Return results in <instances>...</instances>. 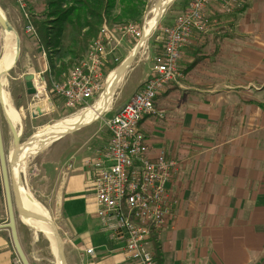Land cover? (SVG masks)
<instances>
[{
  "label": "crops",
  "instance_id": "crops-1",
  "mask_svg": "<svg viewBox=\"0 0 264 264\" xmlns=\"http://www.w3.org/2000/svg\"><path fill=\"white\" fill-rule=\"evenodd\" d=\"M5 6L0 0L2 22ZM40 8L27 0V18ZM204 16L207 33L192 35L175 65L180 79L153 99V116L136 127L147 157L161 152L173 166L165 189L175 208L146 251L157 264H264V0H242L229 16L213 2ZM21 37L17 54L42 86H51L42 53L31 37ZM119 48L123 58L126 48ZM106 138L101 123L89 125L50 145L31 166V193L55 221L62 264H131L119 245L104 240L94 219L89 183ZM12 259L0 230V264Z\"/></svg>",
  "mask_w": 264,
  "mask_h": 264
},
{
  "label": "built area",
  "instance_id": "built-area-1",
  "mask_svg": "<svg viewBox=\"0 0 264 264\" xmlns=\"http://www.w3.org/2000/svg\"><path fill=\"white\" fill-rule=\"evenodd\" d=\"M21 1L10 0L18 10H22ZM213 2L224 16L237 13L242 6V0H188L169 26L160 31L159 53L151 60L148 78L103 124L106 145L98 164L92 166L97 172L89 183L94 219L104 240L119 245L123 260L131 264H152L146 244L162 230L175 208L165 189L173 166L161 152L147 157L136 127L153 116V99L180 79L175 65L190 37L207 33L209 22L204 10ZM22 33L32 36L26 24ZM139 37L140 29L133 30L132 25L111 31L99 27L81 60L58 85L49 86L48 94L64 113L80 110L96 98L105 83L106 77L102 81L98 74L103 61L112 58L121 41L138 42ZM36 83L43 97L42 83ZM89 255L90 251L83 253Z\"/></svg>",
  "mask_w": 264,
  "mask_h": 264
},
{
  "label": "rangeland",
  "instance_id": "rangeland-1",
  "mask_svg": "<svg viewBox=\"0 0 264 264\" xmlns=\"http://www.w3.org/2000/svg\"><path fill=\"white\" fill-rule=\"evenodd\" d=\"M1 1L3 2V4L6 5L5 6L6 11L9 13L8 16H5L6 18L3 17L4 18L3 22L4 24L10 25L9 31L14 36L15 40H18V44L22 48L24 44L22 45L20 43L22 40L25 41V39L21 37L23 35L21 28L24 27V25L26 24L25 19L29 17V15H27L26 12L27 0L21 1L22 10H18L17 7L10 2V0H1ZM155 1L156 0H146L145 13L138 27L132 25L133 30L138 31L140 29L143 21L147 19L146 17L147 11L154 5ZM186 1L187 0H173L171 4L162 11V13L157 19V22L152 32L144 39L141 48L138 49V51L134 54L129 65L124 69V71L120 75L121 76L120 82L117 85V87L113 90L104 113L101 114L91 124L93 127H99V123H101V128L103 129L104 122L107 121L110 118V116L114 114L113 113L111 115L112 111L114 110V107H116V105L120 103V101L124 98V96L127 93L131 91H132L131 93L135 92L137 88L136 89L134 88L137 87V85H140V82L143 81V79H145L144 77L148 74L150 69L151 60L154 57H156L159 52V47L161 43L160 31L163 28H165L166 25L169 24L176 15H178V13L181 11V8ZM34 2L36 5L41 6L40 11L37 12L35 18L37 19L44 14V8H43L44 0H34ZM111 30H107V31H111ZM30 39L31 41H33V36H31ZM136 43H137L136 41L131 42L130 40L127 39L119 43L118 47L125 46L126 53L125 55H123V58L118 57L117 55L118 50H117L113 53L111 59L105 60V64L100 65L98 69V74L102 79V81L104 80V78L108 73L114 71L120 65L121 62H123L128 56L131 55L132 53L131 50L133 49ZM60 47L62 49L65 46L59 43L54 47L55 51H57L56 55H53L51 53L52 50H49L47 57L43 53L42 55H43L44 63L48 64V62H46L48 58L49 65L52 68H55L56 65L59 64V62L57 61V57L60 56L62 53V50L59 49ZM0 50H1V42H0ZM37 56H39L38 53ZM64 61L65 60H61L60 62L64 63ZM30 62L32 61H29V66H31ZM68 69L66 70V72L68 71ZM27 70L29 71V68L26 64V60L24 59V57L21 56V54L19 53L17 54V48H16V57L12 68L9 69V71L6 72L4 76L1 78L0 92L7 101L9 109L16 115V119H17L16 123L11 124L9 126L11 132H13L14 135L19 134L16 143L17 146L22 145L29 138V136L39 128L49 125L52 122L58 121L62 118L68 117L72 114H75L80 110L88 108L95 99L93 98L80 110L74 111L71 114H67L61 110L59 102L51 98L50 95L48 94L49 86H47L46 90H44V85L42 86L43 97L40 96L39 98L34 100L24 97L20 80L24 75H26ZM64 76L62 77L61 81L63 80ZM36 80L38 82L44 83V81L43 80L41 81V79L37 75L33 74V82L35 84H37ZM50 84L53 85L52 82H50ZM37 104H41V105L47 104L49 107V112L44 113V118L31 120L29 119V115L33 116L32 111L37 112L36 109H33V107L36 106ZM0 148L3 159H5L6 154L10 149V143L8 141L6 127L3 123L1 113H0ZM48 148L49 147L45 148L43 151L46 152ZM42 152L39 153L37 156L24 162L22 167V176L20 178V183L22 184V186H24L27 194L32 199V201L35 204H37L46 214L50 228L59 242L60 245L59 249L61 253L62 247L58 239V234L55 231V221L52 216L48 215L45 212V210L39 205L38 201L33 198L31 193L33 190V184L36 181V177H34L36 172L32 171L31 166L36 161H38ZM12 223H13L14 235L17 237L19 246L22 249L24 256L23 260L25 264H51V259L49 257L46 242H44L40 237L31 235L29 232L18 226L16 223L15 215L13 213H12ZM0 225L1 226L4 225V215H3V208L1 202V195H0ZM4 233L7 238L6 232ZM11 262L12 264H17L14 257Z\"/></svg>",
  "mask_w": 264,
  "mask_h": 264
},
{
  "label": "bare ground",
  "instance_id": "bare-ground-1",
  "mask_svg": "<svg viewBox=\"0 0 264 264\" xmlns=\"http://www.w3.org/2000/svg\"><path fill=\"white\" fill-rule=\"evenodd\" d=\"M173 0H156L154 5L147 11V19L143 21L140 27L139 41L131 50L135 54L141 48L144 39L152 32L158 17L162 11L171 4ZM0 86L1 78L10 69L14 59V50L10 44V34L0 32ZM129 58V56L127 57ZM126 58V59H127ZM118 68V67H117ZM117 68L108 73L105 83L91 105L79 112L49 125L43 126L36 130L29 138L17 149H13L12 155L8 158L9 151L4 159V168L7 177L10 179L15 189L18 200L20 215L16 218L18 226L29 232L31 235L40 237L47 244L51 264H57V258L54 253L53 233L50 228L48 219L44 211L35 204L27 194L24 186L20 183L22 176V167L25 161L37 156L45 148L58 142L67 133L77 131L91 125L101 114L104 113L109 98L113 90L120 82V77L116 76ZM27 75L31 77V88L35 98L41 96V88L33 82L32 71ZM40 114L49 112L47 104H37L33 107ZM0 113L2 119L10 126L16 123V115L9 109L8 103L0 92ZM16 135V134H15Z\"/></svg>",
  "mask_w": 264,
  "mask_h": 264
},
{
  "label": "trees",
  "instance_id": "trees-1",
  "mask_svg": "<svg viewBox=\"0 0 264 264\" xmlns=\"http://www.w3.org/2000/svg\"><path fill=\"white\" fill-rule=\"evenodd\" d=\"M145 3L146 0H44V14L37 19H25L34 44L46 57L49 50L57 54L54 47L59 43L65 46L59 48L62 53L57 57L59 64L55 68L49 65L47 58L46 77L58 85L66 70L81 60L86 45L99 27L107 30L125 25L138 27L145 13ZM61 60H65L64 63ZM47 86L44 85V90ZM153 261L157 264L155 259Z\"/></svg>",
  "mask_w": 264,
  "mask_h": 264
},
{
  "label": "water",
  "instance_id": "water-1",
  "mask_svg": "<svg viewBox=\"0 0 264 264\" xmlns=\"http://www.w3.org/2000/svg\"><path fill=\"white\" fill-rule=\"evenodd\" d=\"M0 32L10 34V44L12 46V49L14 50V59L12 63V66H13L15 62V57H16V48H17L16 40L14 36L11 34V32L9 31V28L2 22L1 19H0ZM133 56L134 54L131 53L129 58L125 59L123 62L120 63V65L118 66L116 70L117 77H120L124 69L129 65ZM12 66L10 67V69L12 68ZM20 81H21V88H22L24 97H27L33 100L36 99L32 91V88H31L30 76L24 75ZM32 114L33 116L29 115V119L31 120L35 118H40L42 116V114L35 112V111H32ZM3 123L6 127V131L10 139V151H9L10 153L8 155V158H9L10 155L13 154L12 150L17 149L19 146L16 145L17 136L14 135L13 132H11V129L9 128L8 124L5 122L4 119H3ZM70 133H67L66 135ZM0 195H1V202H2V208H3V215H4V225L0 227V230L6 232L12 255L14 259L16 260L17 264H25L17 248V245H16L13 223H12V213L15 215V218H17L20 215L18 200L15 194L14 186L12 185L10 179L7 177V173L4 168V159L2 156L1 148H0ZM53 240H54V253L57 258V264H62V257H61V253L59 249L60 245H59L58 240L54 236V234H53Z\"/></svg>",
  "mask_w": 264,
  "mask_h": 264
},
{
  "label": "flooded vegetation",
  "instance_id": "flooded-vegetation-1",
  "mask_svg": "<svg viewBox=\"0 0 264 264\" xmlns=\"http://www.w3.org/2000/svg\"><path fill=\"white\" fill-rule=\"evenodd\" d=\"M18 135H19V134H16L17 139H18ZM7 136H8V141H9V143H10V139H9V135H8V133H7Z\"/></svg>",
  "mask_w": 264,
  "mask_h": 264
}]
</instances>
